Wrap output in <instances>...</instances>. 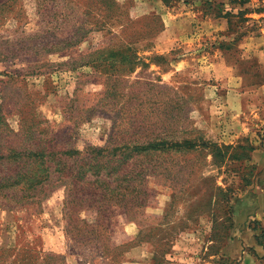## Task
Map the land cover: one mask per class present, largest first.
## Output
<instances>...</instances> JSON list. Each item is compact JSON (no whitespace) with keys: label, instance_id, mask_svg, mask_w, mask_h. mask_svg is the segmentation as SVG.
<instances>
[{"label":"rangeland","instance_id":"1","mask_svg":"<svg viewBox=\"0 0 264 264\" xmlns=\"http://www.w3.org/2000/svg\"><path fill=\"white\" fill-rule=\"evenodd\" d=\"M106 77L121 127L181 147L129 161L138 207L64 208L63 187L0 207V264H264V0H0V132L118 142L120 104L82 111Z\"/></svg>","mask_w":264,"mask_h":264},{"label":"trees","instance_id":"2","mask_svg":"<svg viewBox=\"0 0 264 264\" xmlns=\"http://www.w3.org/2000/svg\"><path fill=\"white\" fill-rule=\"evenodd\" d=\"M147 36L148 34L144 35V38ZM134 60L140 62L137 57H134ZM82 66H90L97 71L91 63L87 62ZM121 83L123 82L119 78L106 77L104 90L99 94L101 95L99 99L82 109L83 112H89L93 107L100 106L104 110L111 101L116 105L120 104V109L116 110L114 115L116 123L114 132L118 142L109 143L102 148L88 147L82 153L74 149L71 143L56 144L53 139H47V135L50 132L53 134V131L47 126L48 122L42 120V144H36L39 140L36 137L31 141L22 139L23 133L29 130L36 133L37 130H31L34 122L31 121L29 125L25 118L22 119L18 134L6 129L0 132L1 208L13 209L25 199L32 200L39 198L40 195L45 196L50 187L64 188L66 198L63 202L64 208L74 204L77 206V202L79 209L109 208L120 204L138 207L143 204L140 173H135L131 169L125 172L127 164L132 161L133 165H137L138 160H141L140 164H151L153 156L167 154L173 149L180 148L181 144L166 143L159 136L142 135L144 128L138 124L134 125L135 123L125 128L121 127L126 116L124 110L127 109L124 105L129 99L124 89L118 88ZM112 94L115 95V99L109 97ZM83 119L84 117L79 115V120ZM1 125L3 121L0 117ZM121 128L130 131V136L142 135L143 138L122 141L118 136L126 132ZM77 193L81 197L77 196ZM3 252L4 250H0V256ZM13 262L10 261V264Z\"/></svg>","mask_w":264,"mask_h":264}]
</instances>
